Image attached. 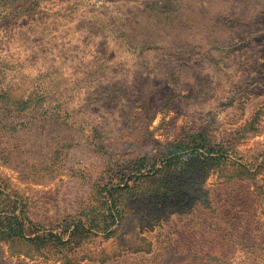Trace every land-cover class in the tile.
<instances>
[{
  "label": "rangeland",
  "instance_id": "obj_1",
  "mask_svg": "<svg viewBox=\"0 0 264 264\" xmlns=\"http://www.w3.org/2000/svg\"><path fill=\"white\" fill-rule=\"evenodd\" d=\"M195 131L224 163L125 187ZM118 187L109 232L0 264H264V0H0V212L59 234Z\"/></svg>",
  "mask_w": 264,
  "mask_h": 264
},
{
  "label": "trees",
  "instance_id": "obj_2",
  "mask_svg": "<svg viewBox=\"0 0 264 264\" xmlns=\"http://www.w3.org/2000/svg\"><path fill=\"white\" fill-rule=\"evenodd\" d=\"M188 136L190 137L189 140L186 137V139L171 144L168 147V152L151 165L141 163L137 166L135 164L133 169L136 171L132 174L133 178H130L126 182L125 187L129 188L128 183L130 181L133 182V180L136 181L139 180V177H143L141 170L144 168H149L150 174L158 175L163 172H180L185 168L187 161L193 163L213 162L215 165L224 163L226 159L222 156V149H219L209 141L203 132L195 131L188 134ZM116 189H122V187L108 189L106 196L103 197L104 202L102 203L101 216L94 215L93 210H88L77 221L66 223L59 234L38 227H31V223L27 227L24 220L20 219V214H17L16 210L11 213L1 211L0 241L32 242L34 245L39 246V248H47L50 245L66 247L71 243L77 245L87 238L89 234L94 233V231L109 232L119 222L121 217L120 204L115 196Z\"/></svg>",
  "mask_w": 264,
  "mask_h": 264
}]
</instances>
